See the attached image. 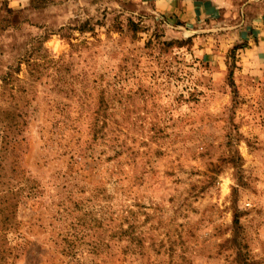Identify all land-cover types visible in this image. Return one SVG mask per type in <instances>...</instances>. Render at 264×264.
Segmentation results:
<instances>
[{"label": "rangeland", "instance_id": "rangeland-1", "mask_svg": "<svg viewBox=\"0 0 264 264\" xmlns=\"http://www.w3.org/2000/svg\"><path fill=\"white\" fill-rule=\"evenodd\" d=\"M233 24L0 0V264H264V67Z\"/></svg>", "mask_w": 264, "mask_h": 264}, {"label": "crops", "instance_id": "crops-1", "mask_svg": "<svg viewBox=\"0 0 264 264\" xmlns=\"http://www.w3.org/2000/svg\"><path fill=\"white\" fill-rule=\"evenodd\" d=\"M144 1L159 13L174 17L192 31L191 28L201 23L211 24L219 20L232 23L234 19V40L241 38L246 42V46L240 50L241 64L246 66V70L250 69L251 64L256 66L253 71L264 67V0Z\"/></svg>", "mask_w": 264, "mask_h": 264}, {"label": "trees", "instance_id": "trees-1", "mask_svg": "<svg viewBox=\"0 0 264 264\" xmlns=\"http://www.w3.org/2000/svg\"><path fill=\"white\" fill-rule=\"evenodd\" d=\"M233 49H235V46L232 47V50ZM18 191H20L18 188H15L14 190L12 188H7L4 190V194H6L7 197L12 196V195L17 196ZM16 205H17V202L13 203V206H16ZM11 206L9 205V207ZM7 208H8V205L2 202V206H0V224L4 223L5 225L6 223L10 222L8 221L10 218V215H8V212L6 214V210H8ZM237 223H238L237 214L234 212L232 215L231 224L233 227H237Z\"/></svg>", "mask_w": 264, "mask_h": 264}, {"label": "water", "instance_id": "water-1", "mask_svg": "<svg viewBox=\"0 0 264 264\" xmlns=\"http://www.w3.org/2000/svg\"><path fill=\"white\" fill-rule=\"evenodd\" d=\"M190 31V30H189ZM194 31V30H193ZM192 30H191V32H193Z\"/></svg>", "mask_w": 264, "mask_h": 264}]
</instances>
